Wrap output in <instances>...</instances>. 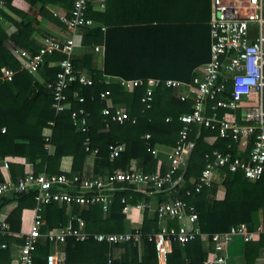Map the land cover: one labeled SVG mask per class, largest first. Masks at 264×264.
<instances>
[{
    "label": "trees",
    "instance_id": "1",
    "mask_svg": "<svg viewBox=\"0 0 264 264\" xmlns=\"http://www.w3.org/2000/svg\"><path fill=\"white\" fill-rule=\"evenodd\" d=\"M15 1L4 0L3 6L18 18L17 21L4 10L0 11V17L14 29L8 34L0 24V70L8 68L14 72L10 82L0 84V161H11L7 164L10 180L14 182L24 174L40 173L91 175L83 171L84 161L89 156L93 157V177L103 178L115 171L128 170L132 161L141 173L162 175L165 166L157 156L150 154V149L155 145L174 147L181 129L178 117L190 112V103L178 101L173 90L160 84L155 88L150 108L144 109L139 102L144 85L125 92L114 80L170 79L189 83L193 70L209 59V0H105L103 13L92 12L87 7L86 17L98 25L81 28L83 53L71 55L70 61L73 70L85 73L92 83L90 86L69 85L64 91L69 109L57 114L50 107V93L44 84L54 80L59 71L57 63L65 56L57 52L44 56L38 69L43 81L39 82L36 76L19 70L6 45L35 54L39 44L33 33L40 20L60 24L47 9L48 5L58 3L68 15L73 0ZM96 46L99 47V67L94 58ZM103 92H107L112 105L124 107L127 121L119 124L111 121L110 116L100 114L106 106L99 98ZM229 93L230 86L226 85L223 96L228 98ZM77 98L82 102H77ZM78 110L85 114L83 132L76 130L70 118L71 112ZM222 114L218 112L219 116ZM146 134L149 135L147 140L143 138ZM214 136L216 133L209 129L190 127L187 141L193 147L181 174V185L156 195L158 203L177 198L194 208L199 232L208 238L210 251L213 234L225 233L237 225H245L250 230L259 224L264 226V174L257 181L249 182L241 173L215 168L209 185L194 191V184L210 161L212 151L236 155V146L231 140L216 137L210 141ZM117 145H123V151L110 158ZM249 147L250 141L246 151ZM3 181L0 170V183ZM218 188L223 190L220 200L215 199ZM113 189L104 216L97 205L71 206L76 208V216L83 220L88 234L128 231L124 223L125 206L147 202L136 186L117 184ZM169 193L171 197L167 199ZM33 198L31 190L0 198V213L7 205H13L4 219L7 229H0V264H11L12 250L23 244L20 216L23 210L33 208ZM66 208L56 203L44 206L40 232L65 226ZM178 225L189 227L187 220L172 224ZM137 230L139 240L124 244L106 245L91 238L83 242L67 239L56 248L58 264H107L108 259L109 264H159L153 240L148 239L158 232L155 214L148 216L144 211ZM263 248L264 234L259 235L256 242H245L244 264H253ZM52 250L49 243L39 240L32 252V264H46L45 258ZM165 251L164 264H203L206 259L200 237L182 246L166 241Z\"/></svg>",
    "mask_w": 264,
    "mask_h": 264
},
{
    "label": "built area",
    "instance_id": "2",
    "mask_svg": "<svg viewBox=\"0 0 264 264\" xmlns=\"http://www.w3.org/2000/svg\"><path fill=\"white\" fill-rule=\"evenodd\" d=\"M4 0H0V11L4 10ZM88 0H73L71 9L66 14L57 16L67 34L65 39L53 36L41 38L37 43L39 48L33 55L24 50L9 47L11 56L17 61L19 70L36 76L43 63L44 56L61 53L65 57L57 63L59 71L54 80L44 84L50 93L51 109L55 114L69 109L65 101L64 91L71 84L90 86L91 79L73 70L70 58L74 49L79 47L76 40L77 32L83 27H93L94 24L85 16ZM2 23L0 17V24ZM102 30V29H101ZM209 59L200 66L199 73L189 83L176 80L116 78L114 82L125 92L144 85V92L139 99L144 109L150 108L155 88L163 87L173 90L175 98L182 103H190V112L178 117L181 129L174 147L167 149L165 154V172L144 174L129 168L125 171H115L111 175L100 178L91 175L71 174L65 176L24 174L12 182L5 179L0 183V198L11 193H21L26 190L34 192L33 216L28 231L23 234V244L15 247L14 264H32V252L39 240L49 243L53 250L67 239L83 242L89 238L97 243L106 245L124 244L129 241L137 242V228H129L121 233L85 232V224L79 217H71L65 226L40 232L43 226L41 210L50 203L63 204L66 207H88L97 205L104 215L113 196V186L117 184L131 185L139 188L144 194L148 191L170 192L180 187L181 174L185 171L188 157L193 144L187 141L190 127H202L216 133L219 139H229L236 146V155L229 152L212 151L194 191L209 185L212 171L215 168H225L229 173H241L249 182L257 181L264 174V0H211V18L208 21ZM94 52L98 47H94ZM14 72L8 68L0 70V84L12 80ZM230 86L229 97L223 96L225 86ZM107 92L99 94L100 100L105 101L101 110L102 116H110L111 121L123 123L128 115L122 105L114 106L107 99ZM77 102H82L77 98ZM208 103H211L208 105ZM223 112L218 115V112ZM85 114L82 110L71 112L70 118L76 130L85 131ZM168 119H166L167 121ZM131 123L134 120L130 121ZM4 130L1 129V133ZM215 136L210 139V141ZM145 140L149 135H144ZM250 147L246 151L248 143ZM48 152L51 148L48 147ZM158 146L150 149V154L157 156ZM123 151V145H117L110 153V158L116 157ZM9 159L0 161V170H7ZM179 172V174L175 177ZM186 195L189 193L186 192ZM128 205L125 206L127 210ZM137 210L147 206L138 203ZM158 223V232L149 236L153 240L154 250L159 264H164L165 242L171 241L179 245L202 237L197 226V216L194 208L185 202L174 198L162 202L154 209ZM6 216V215H5ZM5 216L0 214V229L6 230ZM187 220L189 227L167 226L166 222ZM264 234V226L259 224L254 229L245 225L230 227L225 233L213 234L210 237L212 250L207 253L203 264H225L226 249L234 238L242 242H250ZM55 248V249H54ZM55 255L49 253L45 258L46 264H54ZM109 264V259L107 260Z\"/></svg>",
    "mask_w": 264,
    "mask_h": 264
},
{
    "label": "crops",
    "instance_id": "3",
    "mask_svg": "<svg viewBox=\"0 0 264 264\" xmlns=\"http://www.w3.org/2000/svg\"><path fill=\"white\" fill-rule=\"evenodd\" d=\"M14 3H17V0ZM22 7H23V5H22ZM87 7H89L90 11H92V12L103 13L105 10V0H88L87 5H86V10H85V16H86ZM47 9L49 10V12H51V14L55 18H57L58 15L65 14L64 7H62L58 3H56L54 5H48ZM128 9H130V8H128ZM4 13L6 15H8L10 18H12L13 20H16V21L18 20V18L16 16L9 13L5 9H4ZM210 18H211V0H209V19H208V21L210 20ZM1 20H2L1 28L4 29V31H6L8 34L10 32H13L14 29L10 25V23L6 19H2V17H1ZM89 20H91V19H89ZM93 24H94V26L98 25L95 22H93ZM100 29L103 30L102 27ZM46 36H53L55 38L62 40V39H65L67 37V34L63 28V25L57 24V23H52V22L45 21V20H40L39 24L34 29V33H33L34 40L38 42L41 38L46 37ZM81 36H82V29H79L77 32V37H76V40L79 43V47L74 49L72 56H81V54L83 53V49L80 47ZM6 47L9 48V45H6ZM94 58H95L96 66L99 67L100 66L99 47H98V52H94ZM199 68L200 67H197L196 69L193 70V77L199 73ZM84 75H86V74L84 73ZM36 79L39 82L43 81V78L39 72L36 75ZM167 149H169V148L162 147V146L158 145L157 158H158L159 162L164 164V166L166 163L165 154L167 153ZM92 166H93V157L89 156L84 161L83 171L86 174L93 175L92 174ZM130 168L136 170V166H135L134 161L131 162ZM1 173H2L4 180L10 179L8 170H1ZM157 194L158 193L153 192V191H148L144 194V197H146V199H147V202H141L147 206V208L144 210L135 209L134 208L135 205L134 206H128V208H127V210H125V214H124V217H125L124 223H125V227L127 229L137 228L140 225L144 211L147 212L148 216H151L152 214L154 215V209L156 208V206L158 204H160L157 201V196H156ZM170 195L171 194L169 193L166 198L167 199L170 198L171 197ZM222 197H223V190L221 188H218L216 191V194H215V199L220 200V199H222ZM12 207H13V205H7L6 207H4L2 209L0 214L2 216L7 215V213L12 209ZM32 216H33L32 210H23L22 211L21 216H20V233L22 235L28 231L31 220H32ZM66 216H67V222L70 220L71 217H77L76 216V208L75 207H69V208L67 207L66 208ZM102 216H104V215H102ZM172 224H173V222H166L167 226H170V225L172 226ZM200 239H201V243H202L203 252L206 254V257H207V253L210 252V250H208L209 249L208 248L209 240L205 235H202V237ZM257 239H258V237L254 238L250 242H256ZM244 246H245L244 242H242L239 238H234L226 249L225 264H244V256H243ZM51 252L54 253V255H55L54 264H58L59 258L57 255L58 254L57 250H52ZM12 254H13V256L15 255V250H12ZM13 260L14 259L12 258L11 264H14ZM253 264H264V248L259 251V254H258L257 258L254 260Z\"/></svg>",
    "mask_w": 264,
    "mask_h": 264
}]
</instances>
